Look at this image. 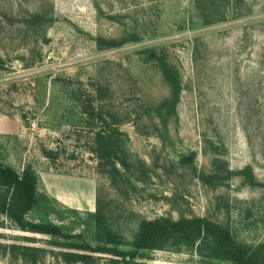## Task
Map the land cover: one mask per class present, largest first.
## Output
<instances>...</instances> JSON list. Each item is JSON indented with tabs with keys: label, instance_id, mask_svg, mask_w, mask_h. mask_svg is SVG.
<instances>
[{
	"label": "rangeland",
	"instance_id": "374dc122",
	"mask_svg": "<svg viewBox=\"0 0 264 264\" xmlns=\"http://www.w3.org/2000/svg\"><path fill=\"white\" fill-rule=\"evenodd\" d=\"M37 11L54 19L44 33L23 22ZM133 32L140 41L114 49L101 51L95 41ZM162 48L183 86L167 138L145 107L169 94L143 53ZM115 129L122 143L103 159L97 135ZM207 138L220 145L231 171L249 165L264 184V0H0L5 161L18 170L31 164L40 190L78 211L63 209L67 230L94 243L83 220L100 198L129 239L142 218L207 217L230 224L242 240L264 241V186L243 184L237 174L217 188L199 179L211 170ZM48 241L0 214V264H31L5 245L54 249ZM142 253L144 264H225L197 254ZM39 264L66 263L48 254ZM94 264L112 263L102 256Z\"/></svg>",
	"mask_w": 264,
	"mask_h": 264
},
{
	"label": "trees",
	"instance_id": "16d2710c",
	"mask_svg": "<svg viewBox=\"0 0 264 264\" xmlns=\"http://www.w3.org/2000/svg\"><path fill=\"white\" fill-rule=\"evenodd\" d=\"M98 8L101 10L99 6ZM23 22L44 33L54 19L47 13L37 11L26 16ZM43 36L47 41L46 35ZM140 40L141 36L136 32L128 37L99 36L95 39L101 51ZM143 53L148 54V58L158 68L169 88L167 97L145 103L147 116L156 121V129L163 138H167L171 123L178 117L177 108L183 90L181 75L163 48L154 51L147 49ZM99 119L109 125L102 113ZM113 126H116L115 123ZM115 131L103 130L97 135L98 143L101 144L99 150L104 152L103 159H111L118 143H122L119 139L122 133L117 129ZM205 140L206 154L211 156V170L198 174L205 185L212 188L224 186L237 174L243 184L250 187L264 186L257 181L253 168L249 165L238 172L231 171L224 160L220 145L212 139ZM7 144L8 142L0 141V214L5 215L22 231L50 238L48 242L54 247L48 249L19 243L5 245V252L14 257H21L31 264H39L48 254L62 259L66 264H94L102 256H107L112 264H144L140 261L143 251L166 250L197 254L207 262L264 264V241L251 243L242 240L230 224L221 225L207 217H183L178 220L170 217L142 218L137 221L132 238L129 239L122 231L119 219L110 213V208L103 204L100 198H97L96 210L88 212V217L83 220L85 230L92 234L94 243H91L84 233H72L66 229L62 222L65 212L63 209L67 208L63 207L58 199L40 190L41 179L31 164H26L23 169L18 170L5 161ZM68 210L78 212L75 209ZM33 212H39L41 218L31 220L29 215ZM52 216L60 221L50 220ZM249 218L250 210L247 209L245 219Z\"/></svg>",
	"mask_w": 264,
	"mask_h": 264
},
{
	"label": "water",
	"instance_id": "95a60500",
	"mask_svg": "<svg viewBox=\"0 0 264 264\" xmlns=\"http://www.w3.org/2000/svg\"><path fill=\"white\" fill-rule=\"evenodd\" d=\"M193 156H189L183 160V163H188L192 160Z\"/></svg>",
	"mask_w": 264,
	"mask_h": 264
},
{
	"label": "flooded vegetation",
	"instance_id": "af4514ba",
	"mask_svg": "<svg viewBox=\"0 0 264 264\" xmlns=\"http://www.w3.org/2000/svg\"><path fill=\"white\" fill-rule=\"evenodd\" d=\"M185 158H187V157H185ZM185 158H184V159H185Z\"/></svg>",
	"mask_w": 264,
	"mask_h": 264
}]
</instances>
